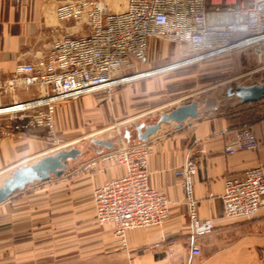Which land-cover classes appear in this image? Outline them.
I'll return each instance as SVG.
<instances>
[{"label": "crops", "instance_id": "1", "mask_svg": "<svg viewBox=\"0 0 264 264\" xmlns=\"http://www.w3.org/2000/svg\"><path fill=\"white\" fill-rule=\"evenodd\" d=\"M60 1L0 0L1 76H9L17 63L46 53L52 40L66 31L68 24L54 14ZM37 92L32 87L23 97ZM81 100L92 101L88 95ZM242 125L252 127L258 147L225 152L226 142ZM32 128L13 130L0 139V174L44 154L37 152L44 140L34 133L40 127ZM147 142L149 185L170 200L162 225L129 230L127 247L122 248L114 243L112 225L96 223L93 187L123 172L121 165L105 160L95 171L77 169L65 180L26 185L0 202V264H264V203L250 218L227 220L220 200L225 179L264 168V95L252 102L237 99L230 110L188 117L179 125L161 123ZM189 158L196 163V215L215 223L202 235L193 232L182 179L174 173ZM169 243L171 253L166 250Z\"/></svg>", "mask_w": 264, "mask_h": 264}, {"label": "built area", "instance_id": "2", "mask_svg": "<svg viewBox=\"0 0 264 264\" xmlns=\"http://www.w3.org/2000/svg\"><path fill=\"white\" fill-rule=\"evenodd\" d=\"M54 14L59 22L72 24L52 40L46 53L17 63L7 77L0 75V139L13 130H50L58 103L127 82L123 76L134 73L127 70L145 59L153 37L183 45L195 61L250 49L264 62V0H126L118 11L107 10L105 0H61ZM32 87L37 94L24 98ZM257 147L252 127L242 125L224 150ZM149 151L147 139H137L104 153L103 159L121 165L123 172L92 189L96 223L112 225L114 243L122 248L127 247L129 230L160 226L169 215L170 200L148 182ZM95 162H87L84 169ZM195 172L193 158L174 170L182 179L193 232L202 235L215 223L196 215ZM220 200L224 219L254 216L264 203V168L225 179ZM166 250L171 253L170 243Z\"/></svg>", "mask_w": 264, "mask_h": 264}, {"label": "rangeland", "instance_id": "3", "mask_svg": "<svg viewBox=\"0 0 264 264\" xmlns=\"http://www.w3.org/2000/svg\"><path fill=\"white\" fill-rule=\"evenodd\" d=\"M125 1L105 0L106 8L121 10ZM193 54L183 45L159 37L151 38L145 59L127 70V73L141 71L126 78L131 81L85 94L92 99L89 103L81 100L84 95L62 101L54 110L52 129L41 126L38 133L34 131L36 127H31L38 139L44 140L37 151L44 154L29 159L27 163L35 162L45 154L77 147L81 154L68 159L64 171L50 178L65 180L74 176L77 169L95 171L105 160H111L103 159L104 153L138 139L135 125L155 122L160 112L192 100L198 101L200 116L225 112L233 107V101L239 99L227 95L228 88L234 90L236 85L261 83L264 79V62H259L250 49H236L192 63L184 59ZM141 76L144 77L133 80ZM171 125L174 123L168 126ZM93 139L110 140L113 146H97ZM94 159L95 164L84 169L87 162ZM15 169L0 174V186ZM40 183L35 181L27 187Z\"/></svg>", "mask_w": 264, "mask_h": 264}, {"label": "water", "instance_id": "4", "mask_svg": "<svg viewBox=\"0 0 264 264\" xmlns=\"http://www.w3.org/2000/svg\"><path fill=\"white\" fill-rule=\"evenodd\" d=\"M226 93L237 96L241 102L257 101L264 95V80L251 85H236L234 90L230 87ZM197 116V100L177 105L167 112H160L155 122L135 125L137 137L140 140H146L149 135L156 132L161 123L176 122L179 125L186 118H196ZM92 142L106 148L113 146V142L110 140L93 139ZM80 154L81 150L77 147L62 149L52 154L43 155L35 163L17 167L8 178L3 180V184L0 186V202L6 200L15 190L22 189L29 183L48 180L51 175H60L67 167V160L76 158Z\"/></svg>", "mask_w": 264, "mask_h": 264}, {"label": "bare ground", "instance_id": "5", "mask_svg": "<svg viewBox=\"0 0 264 264\" xmlns=\"http://www.w3.org/2000/svg\"><path fill=\"white\" fill-rule=\"evenodd\" d=\"M184 59H187L186 61H190L189 63H192V62H194L197 58H195V56H190L189 58H184ZM182 60V59H181ZM138 73H141V71H137ZM137 72H134V73H131V74H127V75H124L123 76V79H122V81H130V79H126L128 76H131V75H133V74H136ZM141 77H143V76H141ZM138 78H140V77H138ZM132 80V79H131Z\"/></svg>", "mask_w": 264, "mask_h": 264}]
</instances>
